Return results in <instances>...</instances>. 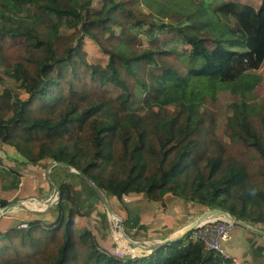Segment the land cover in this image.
<instances>
[{
	"label": "trees",
	"instance_id": "16d2710c",
	"mask_svg": "<svg viewBox=\"0 0 264 264\" xmlns=\"http://www.w3.org/2000/svg\"><path fill=\"white\" fill-rule=\"evenodd\" d=\"M92 2L0 0V82L6 74L24 95L0 93L1 143L24 164L71 165L107 198H178L264 226V101L254 93L264 46L246 47L260 43L264 0ZM85 38L104 60L85 59ZM221 92L231 96L227 144L207 134L205 101ZM76 187L58 184L52 222L0 230V264H233L192 231L151 253L113 255L76 230Z\"/></svg>",
	"mask_w": 264,
	"mask_h": 264
},
{
	"label": "rangeland",
	"instance_id": "374dc122",
	"mask_svg": "<svg viewBox=\"0 0 264 264\" xmlns=\"http://www.w3.org/2000/svg\"><path fill=\"white\" fill-rule=\"evenodd\" d=\"M97 0H93V5L96 4ZM242 2H249L253 5L257 6L260 2V0H239ZM220 19L225 22L230 28L233 30L238 29V24L232 16L228 15H221ZM262 29L263 33L260 38L257 37V40H260V43H250L246 47H251L255 45L262 44L264 46V20L262 22ZM64 32L68 33L69 30L63 29ZM61 32H63L61 30ZM141 37V36H140ZM144 39L143 44L146 42L145 37H142ZM16 45H8L7 49L3 50V53L5 55H14L16 52L13 49ZM179 48V47H178ZM83 49L85 52V59L88 62H93L95 60H104V55H102L98 49V47L92 43V41L88 40L87 38L84 39L83 42ZM100 58V59H98ZM100 60V61H102ZM2 70V69H1ZM255 73L259 74L261 76L260 83L256 86L254 89L255 93V99L258 102L264 101V60L260 64L257 70H255ZM2 81L0 82V93L2 92L3 88H8L9 90H12V92H22V90H19L17 87V83L7 76L6 74H2ZM23 97L24 95L21 93L20 95ZM231 101V96L228 92H221L217 95V98L213 101L207 100L205 101V107L207 109L208 118L206 120L207 125V134L215 138L217 141H221L224 144L229 143L228 138L224 135L223 132V124L224 119L227 116L228 110H227V104ZM141 106H139V109ZM139 112H142V110H139ZM232 151H235V149H232ZM246 165H248L247 161H245ZM149 164V163H148ZM120 166L123 164L120 162ZM58 167H55V170L58 171ZM125 165L123 167H120L119 170H124ZM63 177V176H62ZM66 177V176H65ZM68 177V176H67ZM63 178H61L62 181ZM60 181V182H61ZM66 182L71 183L73 186H77L76 188V195L78 197V200L83 202V207H80L81 214L74 217L75 221V228L77 231H90L93 239L95 242L99 245L100 248L106 250L107 252L117 255V256H125V255H131L133 256V252H136L135 250L128 247V244L126 243V240H124L119 234L116 233L114 228V221L112 218L107 215L106 210L102 203L97 200V196H95L89 187H86L85 184H83L79 178L70 180H65ZM59 182V183H60ZM87 194H91L93 198H91L92 202L88 200L87 202ZM109 204L111 205L114 213L122 219V231L124 232V235L126 237H129L135 241L138 242H145V243H152L154 242L153 239L156 236H159L158 233H161V239H164L167 237V235L170 233L172 228L176 227L179 228L183 225H186L190 223L193 219H195L206 207H199L198 204L191 203V202H184L181 199H176L174 201L169 202L168 204H164L162 201H151L147 199L143 194L141 193H129L126 195H123L121 199H116L115 197H109L107 198ZM135 201V202H134ZM93 205H91V203ZM33 203V202H31ZM135 203V204H133ZM148 203L151 205L148 206ZM55 204V205H54ZM54 207L56 206V203H54ZM80 205V202H79ZM43 206V205H42ZM52 206V205H51ZM50 206V207H51ZM82 206V205H81ZM92 208L91 212L89 214L86 213V208ZM82 208V209H81ZM84 208V209H83ZM34 209V208H31ZM30 209V210H31ZM98 209V210H97ZM148 209L150 210V213L153 214L154 218H163L164 221L169 222V220L166 219V217L172 216V228L170 226L161 225L158 227V223L153 220L150 224L151 228H154V230L147 228L142 229L141 227H135L136 230H132L131 224L129 226H126L124 224L125 219L127 221H133L135 216H138L140 212H145ZM22 211V210H18ZM25 211V210H24ZM99 211L103 212L105 214L103 218L98 214ZM161 212L160 216L158 215V212ZM169 212V213H167ZM45 213V212H44ZM147 213V212H146ZM167 213V214H166ZM7 214V213H6ZM136 214V215H134ZM144 214V213H143ZM164 216H163V215ZM157 215V216H156ZM37 216V215H36ZM159 216V217H158ZM99 217V218H98ZM31 218V217H30ZM29 218V219H30ZM36 218V217H34ZM42 219V217H38ZM54 217H47L45 219H42L43 221L50 223L54 220ZM129 223V222H127ZM247 224L257 227V225H260L258 223H248ZM21 224V223H20ZM16 226V225H15ZM236 226V225H234ZM262 226V225H260ZM163 229V230H162ZM121 237L122 239H120ZM164 237V238H163ZM160 239V240H161ZM121 240V241H120ZM159 240V239H158ZM157 241V240H156ZM139 251H142L139 249Z\"/></svg>",
	"mask_w": 264,
	"mask_h": 264
},
{
	"label": "crops",
	"instance_id": "0c3cea01",
	"mask_svg": "<svg viewBox=\"0 0 264 264\" xmlns=\"http://www.w3.org/2000/svg\"><path fill=\"white\" fill-rule=\"evenodd\" d=\"M55 167L56 166L51 168L50 174L56 184H59L61 178H63L62 181L67 179L72 181L73 179H76L75 176H68V173L60 167L57 168L58 171L55 170ZM49 192L50 184L45 177V168L39 165L24 164L21 157L15 150L7 145H3L0 141V200H6L7 203L22 200L24 201L23 204L33 207L34 204H31V202L36 201L39 205L41 200L48 196ZM87 195L88 198L86 203H88V200L91 201V198H93L91 194ZM78 202H80V207H83V202L79 200ZM54 205L45 210V213H35V211H40L45 208L44 206H41L36 209L13 211L1 215L0 230L4 231L9 227L18 225V223L26 222L30 217H42V219L49 216L54 217L57 213ZM91 205L93 204L91 203ZM149 205L151 204L148 203V206ZM91 209V207L88 209L86 208V213L89 214ZM145 210V212L142 211L138 214V216H135L133 221H129L130 223L132 222L131 225H134L135 227L139 226L144 229L150 226V223L155 220V222L159 224L158 227L165 225L172 228V216L166 217V219L169 220V222H166L163 218L159 217L161 212L157 211L159 215V218L157 219L150 213V210ZM98 214L101 218L105 217V214L101 211H99ZM135 221H137L138 224H134ZM183 226L179 228H172L169 234L182 228ZM131 228L132 230H136L133 226ZM257 228L264 231V226L257 225ZM148 229L154 230L151 226ZM160 234L161 233H158L159 236H156L153 241L158 239L160 240L162 238ZM221 247L229 257L240 259L243 262H251L252 264H264V234L262 233L248 230L240 226H234L231 229L229 236L225 240L221 241Z\"/></svg>",
	"mask_w": 264,
	"mask_h": 264
},
{
	"label": "water",
	"instance_id": "95a60500",
	"mask_svg": "<svg viewBox=\"0 0 264 264\" xmlns=\"http://www.w3.org/2000/svg\"><path fill=\"white\" fill-rule=\"evenodd\" d=\"M54 166L60 167L61 169H63L67 173L77 175L96 194L99 201L104 206L107 215H109L112 218V220L114 221V228H115L116 233L119 234L124 240H126V243L128 244V246L131 249H133V250L136 249L135 250L136 253L133 254V256L151 253V252L155 251L157 248H159L160 246H163L166 243H169V242H171L177 238L184 236V234L198 228L205 221H208V220L214 219V218L226 219V220L231 221L236 226H240V227L246 228L248 230H253V231L264 234L263 230H261L257 227L251 226V225L247 224L246 222L241 221V220L233 217L230 213H228L227 211H225L223 209L213 207V208H206L195 219H193L190 223H188V224L184 225L182 228L172 232L171 234H169L164 239L157 240V241H154L152 243L135 241V240H133L129 237H126L124 235V232L122 231V226H121L122 219L114 213L111 205L108 202L107 196L87 176L80 174V172L77 169L73 168L71 165H69L65 162L56 161L53 158L49 159V161L47 162L46 167H45V177L50 184V192H49L48 196L46 198L42 199L40 204H39L40 206L43 205L45 208L43 210H40V211H35V213H38V214L42 213L45 210L49 209L51 205H53L54 203H57L59 201L58 184H56L54 182V180L52 179V176L50 174V170ZM23 202L24 201H22V200H17L15 202L7 203L4 206L0 207V216L4 215L6 213H9V212L18 211V210H22V211L30 210L31 208L28 207L26 204H23ZM139 249H141L142 251H139Z\"/></svg>",
	"mask_w": 264,
	"mask_h": 264
},
{
	"label": "built area",
	"instance_id": "2783aa9c",
	"mask_svg": "<svg viewBox=\"0 0 264 264\" xmlns=\"http://www.w3.org/2000/svg\"><path fill=\"white\" fill-rule=\"evenodd\" d=\"M26 222L19 224L26 227ZM234 227V224L226 219L214 218L202 223L198 228L192 230V237L201 240L206 249L220 253L226 258H231L233 264H252L240 259L229 257L221 247V241L225 240Z\"/></svg>",
	"mask_w": 264,
	"mask_h": 264
},
{
	"label": "bare ground",
	"instance_id": "6f19581e",
	"mask_svg": "<svg viewBox=\"0 0 264 264\" xmlns=\"http://www.w3.org/2000/svg\"><path fill=\"white\" fill-rule=\"evenodd\" d=\"M31 204H34V206L32 207V206H28V207H30V208H38V207H41L40 205H38V203L36 202V201H33V203H31ZM120 239H122L121 237H119ZM121 241V240H120ZM129 247V246H128ZM134 254L136 253V252H133Z\"/></svg>",
	"mask_w": 264,
	"mask_h": 264
}]
</instances>
